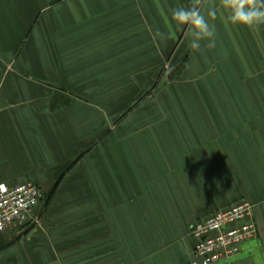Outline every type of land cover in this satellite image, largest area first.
<instances>
[{
	"label": "crops",
	"instance_id": "0c3cea01",
	"mask_svg": "<svg viewBox=\"0 0 264 264\" xmlns=\"http://www.w3.org/2000/svg\"><path fill=\"white\" fill-rule=\"evenodd\" d=\"M190 4L0 0V183L46 199L0 264H188L192 223L241 200L257 237L218 264H264V25L204 0L216 47L193 50L171 19Z\"/></svg>",
	"mask_w": 264,
	"mask_h": 264
},
{
	"label": "built area",
	"instance_id": "2783aa9c",
	"mask_svg": "<svg viewBox=\"0 0 264 264\" xmlns=\"http://www.w3.org/2000/svg\"><path fill=\"white\" fill-rule=\"evenodd\" d=\"M42 196L41 189L30 180L14 185L0 183V232L12 226L38 223L36 209ZM253 208L249 201H241L193 222L188 264L228 263L237 256L243 243L257 237Z\"/></svg>",
	"mask_w": 264,
	"mask_h": 264
},
{
	"label": "clouds",
	"instance_id": "9594fccd",
	"mask_svg": "<svg viewBox=\"0 0 264 264\" xmlns=\"http://www.w3.org/2000/svg\"><path fill=\"white\" fill-rule=\"evenodd\" d=\"M204 0H191L189 7H177L171 12V19L177 25H185V36L190 38V48L201 49V41L207 40L208 49L216 47V27L209 20L217 18V9L213 6L207 10V16L202 11ZM220 7L227 13L225 19L233 25L259 27L264 25V0H220ZM157 30L154 36H162ZM105 119H108L105 113ZM110 122V121H109Z\"/></svg>",
	"mask_w": 264,
	"mask_h": 264
},
{
	"label": "rangeland",
	"instance_id": "374dc122",
	"mask_svg": "<svg viewBox=\"0 0 264 264\" xmlns=\"http://www.w3.org/2000/svg\"><path fill=\"white\" fill-rule=\"evenodd\" d=\"M81 240H83V239H80L78 241L80 242ZM88 241H91V239L90 240L88 239ZM76 245H77V243H76ZM79 247H80V245H79ZM57 256H58L59 264H93L91 253H89V254H84L81 252H79V253L73 252V253H68V254L61 253V254H58ZM66 256H68L67 259H66Z\"/></svg>",
	"mask_w": 264,
	"mask_h": 264
},
{
	"label": "trees",
	"instance_id": "16d2710c",
	"mask_svg": "<svg viewBox=\"0 0 264 264\" xmlns=\"http://www.w3.org/2000/svg\"><path fill=\"white\" fill-rule=\"evenodd\" d=\"M162 80V78L161 77H158V79L156 80V83H155V85H154V89L158 86V84H159V82ZM170 80H171V78H170ZM141 100V99H140ZM139 101V100H138ZM137 101V102H138ZM42 191V190H41ZM43 193V192H42ZM45 198H44V196H42V199H41V201H40V204L42 203V202H45ZM241 201H245V200H241ZM241 201H238V202H241ZM238 202H236V203H238ZM235 203V204H236ZM234 205V204H233ZM29 225V224H28ZM28 225L27 224H23V225H21L20 227H28Z\"/></svg>",
	"mask_w": 264,
	"mask_h": 264
}]
</instances>
